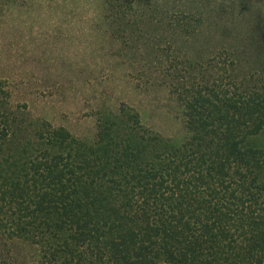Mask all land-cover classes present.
<instances>
[{"label": "trees", "instance_id": "obj_1", "mask_svg": "<svg viewBox=\"0 0 264 264\" xmlns=\"http://www.w3.org/2000/svg\"><path fill=\"white\" fill-rule=\"evenodd\" d=\"M99 2L123 32L157 15L187 33L200 21L168 0ZM259 48L250 70L230 47L168 59L175 137L124 103L75 136L14 104L0 78V264H20L17 249L28 264H264V37ZM195 69L223 75L187 85Z\"/></svg>", "mask_w": 264, "mask_h": 264}, {"label": "rangeland", "instance_id": "obj_2", "mask_svg": "<svg viewBox=\"0 0 264 264\" xmlns=\"http://www.w3.org/2000/svg\"><path fill=\"white\" fill-rule=\"evenodd\" d=\"M168 1L198 12L196 32L174 28L166 15L123 32L126 27L103 18L99 0H0V78L13 88L12 102L85 139L95 135L100 114L122 103L152 130L181 136L168 59L206 61L230 47L250 70L264 37V0ZM191 73L187 85L223 75L217 69ZM16 254L28 264L27 250Z\"/></svg>", "mask_w": 264, "mask_h": 264}]
</instances>
